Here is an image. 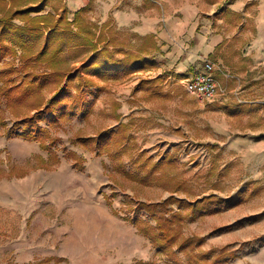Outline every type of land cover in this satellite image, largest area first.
Returning <instances> with one entry per match:
<instances>
[{
  "label": "rangeland",
  "instance_id": "374dc122",
  "mask_svg": "<svg viewBox=\"0 0 264 264\" xmlns=\"http://www.w3.org/2000/svg\"><path fill=\"white\" fill-rule=\"evenodd\" d=\"M63 1L69 20L88 2L75 5ZM114 1L91 0L93 10L88 18L98 24L112 23L119 8H147L144 0L111 4ZM155 1L160 20L167 15L182 17L174 10L192 3L200 9L201 18L210 19L211 36L223 35L222 44L205 58L220 64L223 74L217 72L215 77L227 91L199 104L185 91L184 79L169 77L163 90L171 97L149 101L142 99L140 92L133 93L140 78L157 76L160 67L127 80L119 75L98 95L88 122L78 114L67 116L60 128H50L45 116L39 122L56 138L50 151L60 163L50 171L34 170L40 165L38 158L46 160L50 153L41 150L37 142L16 137L22 130L12 127L1 106L6 126H0V264H167L123 218L135 217L138 202L158 203L169 196L198 199L210 193L218 196V205L187 218L185 236L202 239L201 249L221 254L224 264H264V63L254 68L243 52L254 35L252 18L248 17L237 34L235 14L219 13V4L229 5L233 0ZM247 11L245 14L253 15L252 6ZM162 24L160 21L159 27ZM188 43L184 51L190 49ZM202 60L199 67L184 74L191 77L201 71ZM52 95L54 91L47 90L45 99ZM113 102L120 104L119 119L111 111ZM129 115L135 117L129 133L138 148L154 162L171 157L173 163L164 162L160 172L183 180L189 195L171 194L166 188H174L175 182L165 177L142 184L124 178L112 170L114 164L106 155L97 154L94 143L81 142L95 138L101 129L114 130ZM68 152L82 160L80 170L65 157ZM123 163L127 170H137L128 156L123 157ZM212 164L214 170L208 174ZM20 170L27 175L6 177L9 171ZM184 212L189 213L188 209ZM138 215L147 219L144 211Z\"/></svg>",
  "mask_w": 264,
  "mask_h": 264
},
{
  "label": "trees",
  "instance_id": "16d2710c",
  "mask_svg": "<svg viewBox=\"0 0 264 264\" xmlns=\"http://www.w3.org/2000/svg\"><path fill=\"white\" fill-rule=\"evenodd\" d=\"M144 3L145 7L152 5L150 0ZM47 8L49 10L45 11ZM92 10L91 0H88L69 20L63 0H0V107H5L12 127L21 128L22 133L16 137L37 142L41 150L50 153L46 160L38 158L40 165L34 170L50 171L60 163V158L50 151L56 138H52L49 128L39 126L44 116L50 128H60L61 122L73 114L88 122L98 95L106 91L110 81H117L119 75L127 80L159 68L156 57L161 50L155 34L140 36L117 29L109 20L98 24L88 18ZM8 59L11 60L7 62ZM77 63L80 66H75ZM169 77L187 78L168 71L153 78H140L133 95L140 92L142 99L149 101L170 98V92L163 90ZM47 90L54 91V95L46 100ZM119 107L118 102L112 103L111 111L117 119L120 118L116 114ZM134 121L135 117L129 115L127 121H120L114 130L101 129L95 138L88 137L81 142L94 143L97 154L106 155L114 164L112 170L124 178L142 184L165 177L175 182L172 190L166 188L171 194L189 195L183 180L160 172L164 162L173 163L171 157L154 162L138 148L134 136L129 133ZM0 126H6L2 115ZM125 156L131 159L136 171L126 169ZM65 157L81 169L82 160L76 153L68 152ZM212 170L214 164L208 174ZM26 175L22 170L9 171L6 177ZM219 201L213 193L198 199L169 196L158 203L138 202L135 217L123 219L135 226L167 264H224L221 254L201 249L202 239L184 234L187 218L215 208ZM172 204L176 207H171ZM139 211H144L147 219L138 215Z\"/></svg>",
  "mask_w": 264,
  "mask_h": 264
},
{
  "label": "crops",
  "instance_id": "0c3cea01",
  "mask_svg": "<svg viewBox=\"0 0 264 264\" xmlns=\"http://www.w3.org/2000/svg\"><path fill=\"white\" fill-rule=\"evenodd\" d=\"M150 1L152 5L142 11H136L131 7L117 9L112 18V24L120 29H132L140 36L151 33L156 35L161 50V54L156 57L160 67L157 75L165 71H172L180 76L185 75L188 69L199 67V60L212 55L224 41L221 34L211 36L209 32L211 21L209 18L200 17L201 11L196 5L186 3L174 10L182 17L167 15L166 18L160 20L159 3L155 0ZM70 2L76 5L82 0H70ZM219 2L215 3V6ZM118 3L115 0L111 4ZM111 4L108 6V11L112 8ZM200 6L201 4L199 8ZM249 6H252V16L245 14ZM167 7L171 9L172 5L168 3ZM219 13L222 15L235 14L234 28L237 34L244 29L248 17L252 18L254 35L246 43L243 52H245L244 55L250 57L254 68L261 66L264 63V0H233L229 5L219 4ZM139 15L142 18L141 21ZM160 21L163 23L162 27H159ZM186 42H189L190 46L188 51H184Z\"/></svg>",
  "mask_w": 264,
  "mask_h": 264
},
{
  "label": "built area",
  "instance_id": "2783aa9c",
  "mask_svg": "<svg viewBox=\"0 0 264 264\" xmlns=\"http://www.w3.org/2000/svg\"><path fill=\"white\" fill-rule=\"evenodd\" d=\"M201 68V71L183 81L185 91L194 97L199 104L212 101L227 91L226 87L220 85L215 77L217 72L223 74L220 64L203 58ZM224 76L230 78L229 75L224 74Z\"/></svg>",
  "mask_w": 264,
  "mask_h": 264
}]
</instances>
